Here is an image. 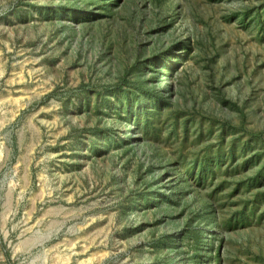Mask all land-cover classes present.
Here are the masks:
<instances>
[{
  "label": "rangeland",
  "instance_id": "rangeland-1",
  "mask_svg": "<svg viewBox=\"0 0 264 264\" xmlns=\"http://www.w3.org/2000/svg\"><path fill=\"white\" fill-rule=\"evenodd\" d=\"M0 264H264V0H0Z\"/></svg>",
  "mask_w": 264,
  "mask_h": 264
}]
</instances>
